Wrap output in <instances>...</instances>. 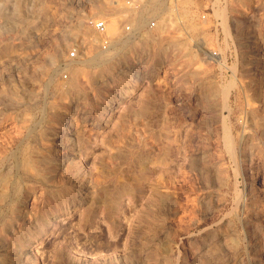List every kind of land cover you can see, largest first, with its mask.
I'll return each instance as SVG.
<instances>
[{
  "label": "rangeland",
  "instance_id": "obj_1",
  "mask_svg": "<svg viewBox=\"0 0 264 264\" xmlns=\"http://www.w3.org/2000/svg\"><path fill=\"white\" fill-rule=\"evenodd\" d=\"M175 1L0 0V264H264V0Z\"/></svg>",
  "mask_w": 264,
  "mask_h": 264
},
{
  "label": "built area",
  "instance_id": "obj_2",
  "mask_svg": "<svg viewBox=\"0 0 264 264\" xmlns=\"http://www.w3.org/2000/svg\"><path fill=\"white\" fill-rule=\"evenodd\" d=\"M111 3H118L120 0H109ZM116 1V2H115ZM174 0H168L169 4ZM151 2V0H124V10L131 13V12H136L137 10L142 9L144 5H147ZM150 14V13H147ZM204 18V16H203ZM159 19L156 16H153L148 22H147V27L149 29H154L157 26ZM89 24L91 28L94 31V36L96 37V40H98L99 47L101 48L102 51H107L111 48L112 46V41L107 34V29H106V21L105 20H90ZM124 30V39H129L132 37L135 33L134 29L131 27V25L126 24L123 27ZM77 58V49H73L69 53V59H76Z\"/></svg>",
  "mask_w": 264,
  "mask_h": 264
},
{
  "label": "bare ground",
  "instance_id": "obj_3",
  "mask_svg": "<svg viewBox=\"0 0 264 264\" xmlns=\"http://www.w3.org/2000/svg\"><path fill=\"white\" fill-rule=\"evenodd\" d=\"M177 1V0H176ZM175 1V2H176ZM188 1V0H187ZM189 1H191V0H189ZM188 1V2H189ZM190 3H192V2H190ZM174 4V3H173ZM177 4V3H176ZM175 4V5H176ZM107 5V4H106ZM118 5V4H117ZM116 5V6H117ZM120 6V5H119ZM186 6V5H185ZM108 8V7H107ZM172 12V11H171ZM177 14V13H176ZM170 16V15H169ZM173 16V15H172ZM171 17V16H170ZM175 18H177V17H175ZM179 19V18H178ZM185 19V18H184ZM112 24V23H111ZM81 24H79L78 26H80ZM110 25V24H109ZM113 25V24H112ZM111 25V27H113ZM106 29H107V23H106ZM162 29V28H161ZM69 32V31H68ZM107 34H108V31H107ZM94 57H91V58H89L88 60H87V62H85L86 64L88 63V64H94V62L96 61H94V59H93ZM94 61V62H93ZM100 61V60H99ZM95 63H97V61L95 62ZM99 63V62H98ZM95 65V64H94ZM99 65V64H98ZM136 91V88L134 87V85H131L127 90H126V95H125V98H130L133 94H134V92ZM66 127V126H65ZM64 127V128H65ZM60 132V131H59ZM61 132H62V130H61ZM65 132V131H64ZM61 137V136H60ZM60 139V138H59ZM60 141V140H59ZM72 143V142H71ZM76 143V142H75ZM73 144V143H72ZM63 147H65V145L63 144ZM59 148H60V146H59ZM72 148V146H70L69 147V149H71ZM66 149V148H65ZM76 149V148H75ZM59 150V149H58ZM73 150L74 149H72V152H73ZM60 151V150H59ZM61 152V151H60ZM63 154V153H62ZM66 154V153H65ZM64 154V155H65ZM69 154V153H68ZM26 157H27V155H26ZM71 156H65L63 159H69ZM25 159V158H24ZM26 162V161H25ZM21 163V162H20ZM36 163V162H35ZM23 165V164H22ZM59 165V164H58ZM29 167V166H28ZM32 169V168H31ZM39 170H40V168H39ZM32 172H34V171H32ZM39 173V172H38ZM35 174V173H34ZM46 175V174H45ZM44 175V176H45ZM36 177V176H35ZM4 185V184H3ZM9 188V187H8ZM89 188H86L85 186H83V187H81L80 188V190L83 192V193H81V195L82 194H85L86 195V197H87V190H88ZM3 194V193H2ZM79 195V194H78ZM85 197V198H86ZM77 199V198H76ZM83 199H84V197H83ZM88 199V198H87ZM81 199L80 198H78V200L77 201H80ZM81 202V201H80ZM84 202H85V199H84ZM18 204V203H17ZM73 205H75V202H74V204ZM20 210L18 209V211H19V214H20V211H21V215H23V214H25L26 213V211L25 210H27V206H26V204H25V202H23V203H21V205H20ZM37 228V227H36ZM39 229H41V228H39ZM38 229V230H39ZM8 230V229H7ZM40 231H42V230H40ZM24 256V255H23ZM23 256L22 257H20V258H18V259H16V261H19V263L21 262V260H22V258H23Z\"/></svg>",
  "mask_w": 264,
  "mask_h": 264
}]
</instances>
